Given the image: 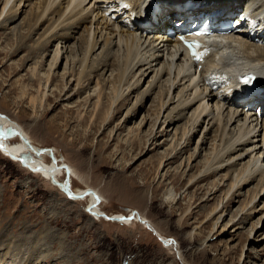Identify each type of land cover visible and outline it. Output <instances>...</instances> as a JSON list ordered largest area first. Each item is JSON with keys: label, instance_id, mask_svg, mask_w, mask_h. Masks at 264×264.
I'll return each mask as SVG.
<instances>
[{"label": "rangeland", "instance_id": "374dc122", "mask_svg": "<svg viewBox=\"0 0 264 264\" xmlns=\"http://www.w3.org/2000/svg\"><path fill=\"white\" fill-rule=\"evenodd\" d=\"M28 5L23 8L19 20L10 24L12 28L20 26L26 17L25 11L27 16L30 14ZM28 24L25 21L23 26L28 28ZM49 25L45 22L23 42L26 29L14 37L9 29L0 28V115L16 122L28 135L32 148L42 150L37 162L43 160L50 168L52 159L60 168L66 163L70 170L67 182L69 186L70 183L73 185V191L92 190L98 192L101 200L94 198L93 193L82 199L67 197L58 184L64 185L66 174L60 173L57 177L52 174L55 182L40 169H31L25 162L21 164L17 158H35L32 151L22 148L23 142L17 135L5 139V145L17 147L19 151L16 157L0 150V264H264V209L248 219L243 229L236 230L238 226L234 225L241 218L242 202L254 193L256 182L237 193L231 192L219 209L226 207L215 216L211 213L226 196L229 183L220 190L216 187L213 192L212 184H219L226 171L189 187L193 184H189L191 179L206 164L205 155L211 153L214 133L207 135V143L198 155L203 135V127H200L188 148L177 159L166 161L164 158L163 166L159 168L162 158L169 156L178 142L172 125L161 138L160 134L154 137L163 130L160 122L150 136L151 121L156 115L154 100L159 89L144 99L142 97V107L136 108V115L125 122L126 111L145 90L152 75L142 77L138 89L129 94L126 91L122 105L118 103L114 115L105 123L111 85L104 87L100 113L94 111L95 95L89 97V94H97L94 89L97 80H103V71L88 77L92 79L91 83L87 81L86 85L90 84L80 95H73L77 76L67 74L63 77L70 67L81 70L78 62L85 46L81 48L79 43L80 49L70 51L85 27L78 30L76 39L69 40L68 60L66 55L62 57L54 74L53 70L49 71V66L58 40L52 41L43 58L36 52V41ZM16 44H23L24 48L11 56L12 52H9L15 51ZM37 58L38 74L33 78L31 70ZM109 65V71L105 73L107 80L118 67L116 59ZM48 73L54 77L46 85L45 74ZM113 73L109 80L114 79L116 72ZM261 86L264 87V81ZM45 92L50 96L46 101ZM141 123L142 129H139ZM7 128L9 131L10 127ZM140 132L141 138L151 140L147 147L136 141ZM178 134L181 137L180 132ZM160 143L162 145L158 147ZM43 149L52 150L54 155ZM191 155L194 157L189 161ZM198 179L197 176L195 181ZM91 197L108 218L119 215L127 217L128 223L94 217L88 210ZM263 204H258L257 210ZM133 212L146 218L153 229L136 218L129 219ZM187 212L192 213L188 216ZM219 215H223V221L214 230ZM158 237L174 240L178 248L175 249L171 241V247L163 245Z\"/></svg>", "mask_w": 264, "mask_h": 264}, {"label": "bare ground", "instance_id": "6f19581e", "mask_svg": "<svg viewBox=\"0 0 264 264\" xmlns=\"http://www.w3.org/2000/svg\"><path fill=\"white\" fill-rule=\"evenodd\" d=\"M33 1L35 0H0V28L9 29L14 37L26 29L27 33L25 34L27 35L21 40L23 42L28 40L31 34L36 33V30L45 22H49L50 25L36 41V52L40 54L39 58H43L52 41L58 40L53 60L49 66V71L53 70L55 74L59 60L69 54V40L76 39L75 34H78V30L84 26L81 37L75 43L76 46L71 47L70 51H74L75 48L80 49L79 43L81 48L85 46L82 52L83 57L78 62L81 70L75 71V68L70 67L63 74L64 78L67 74H69V77L77 76V79L74 80L76 88L73 95H80L84 89L88 88L92 80L88 77L103 71V80L99 78L96 89H94V93L97 94H89V97L95 95L97 99L94 111L100 113L102 111L100 108H102L104 87L111 85L109 93L110 107L105 112L107 114L104 121L107 123L114 115L113 113L116 111L114 109L118 105H122V101L126 97V91L129 94L131 90L138 89L142 77L145 79L152 75L145 90L137 96L133 106L126 111L125 122L130 121L136 115V108L142 107V97L144 99V97L150 96L155 89H159L157 98L154 100L156 115L154 121H151L153 126L150 136L153 135L157 122H160L163 125V130L155 133L154 137L160 134L159 137L161 138L165 130L172 125L175 129L174 138L178 140L173 150L178 151L174 156H171L173 151L169 153V156H164L159 168L163 166L164 158H166V161L177 159L188 148L191 138L199 132L200 127H203V135L200 138L201 140L199 139L198 155L207 143V135L212 132L214 135L211 153L205 155L207 160H205L206 164H203L204 167L197 175L199 179L195 181L197 176L191 179L189 184L192 182L193 184L189 187L211 175L226 171L227 174L221 177L219 184L218 182L215 183L216 185L212 184L213 192L216 187H219L218 190H220L225 187L226 182L229 183L226 185V187L228 186L226 196L223 200L221 199L219 204L217 203L215 209L213 208L211 216H215L226 207L224 205L221 210L219 209L231 192L235 190L234 193H237L240 189L256 182V186L253 188L254 193L252 192L253 194L250 195L251 197L247 201L242 202L241 218L234 224L238 226L236 230L243 229L248 219L264 209L263 204V207L257 210L258 204L264 202H262L264 198V152L261 149L264 144V87L246 103H240L237 106H232L231 99L227 96V89L232 86L233 76L253 71L256 73V81L260 83V86L264 81V30H260L259 26L252 20L259 19L264 24V0H190L194 6H199V8L194 9V12L211 10L215 14L214 16L220 14L218 20L230 18L238 26H243L244 23L251 33L250 35H244L230 32L222 35L220 39L213 41L204 53L203 58L205 61L195 64L189 62L186 52L179 45L176 38H168L164 34L166 27L170 26V21L174 23L178 20L175 17L176 8L178 6L183 7L187 0H159L162 3H160L156 18L152 20L149 15H146L144 19L145 27L140 23L134 24V19L144 18L145 12L143 11L147 9L150 0H36L34 9ZM243 1L247 2L246 7L243 8L244 12L240 11L234 15L229 14L231 15L229 17L225 16L229 12L233 13ZM27 3H29L28 7L31 8L28 16L25 11L26 17H28L27 20L25 17L19 27L12 28L10 24L19 20L18 18L24 13L23 8L26 7ZM240 13L244 14L246 18ZM242 20L245 21L242 23ZM25 21L29 22L28 28L23 26ZM16 46L15 51L9 52H12L11 56L16 55L18 51L24 48L23 44H16ZM114 58L118 67L116 71H112L107 80V74L105 73L109 71V63ZM66 59L68 60V56ZM34 64L31 70L33 78L38 74V58ZM197 68L200 69L199 72L196 71ZM88 69H91V71H88ZM113 72H116L114 79L109 80L113 76ZM54 74H45L46 85L51 82ZM206 76L220 79L221 81H218L220 90L212 89L206 83V80L213 83L214 81L205 78ZM87 81H90V83L86 85ZM24 88L27 89L28 86H24ZM43 95L45 101L50 98L47 92ZM31 100L34 101V97ZM248 104L253 106L246 109L245 106ZM162 118L164 119L163 122L161 121ZM8 126L10 130L6 131ZM141 127L142 123L139 124L138 128L142 129ZM179 132L181 137H178ZM190 132H192L191 136ZM16 135L23 142L24 146L22 148L30 149L33 156H35V158L22 159L26 166L31 169L38 168L48 176L54 174L57 177L60 176V173H64L68 176V181L70 180V173H67L70 170L66 163L61 164V171V168L56 166L55 162L57 161L53 159L52 165H50L51 168L43 160L37 162L36 159L38 160L42 156V150L32 148L29 137L24 130L8 117L0 115V150L17 156L19 148L4 144L5 139ZM138 138L139 140L136 138V141L137 143L140 142V146H142V143H144V147L150 144L151 140L148 137L141 138V132ZM161 145L162 143L158 147ZM180 145H182L181 148H179ZM43 150L49 155H54V152L50 149ZM193 157L194 155H191L189 161ZM54 176H51L53 180L56 179ZM58 184L61 187L60 189L64 190V185ZM67 185L66 190L70 192V197L80 199V197L84 198L86 193H93L94 198H99V202L101 200L98 192L88 189L75 192L71 188L73 186L71 183L69 186L67 182ZM94 198H90L89 212L96 218L97 216L108 218L101 211L100 205ZM191 213L187 212L186 215L189 216ZM116 216L112 217L110 221L121 222L128 219L127 217ZM131 218H136L144 223L146 227H149V225L151 227L147 219L139 213L133 212L129 219ZM126 221L128 223V220ZM221 221H223V215H219L218 219L215 220L214 230ZM162 240L167 241V239ZM170 241L174 245L173 247L177 249V243L174 240L167 241L165 246L171 247Z\"/></svg>", "mask_w": 264, "mask_h": 264}, {"label": "snow or ice", "instance_id": "6c2138e0", "mask_svg": "<svg viewBox=\"0 0 264 264\" xmlns=\"http://www.w3.org/2000/svg\"><path fill=\"white\" fill-rule=\"evenodd\" d=\"M204 33H200V32H198V33H196V35H203ZM190 48H192V49H196V48H199L200 47V45H198V44H195V43H191V44H189L188 45ZM193 57L194 58H196V59H200L201 58V56H200V54L198 53V52H196L195 50H193ZM85 195H90V193H86ZM72 198H76V197H72ZM81 199L83 198V197H80Z\"/></svg>", "mask_w": 264, "mask_h": 264}, {"label": "water", "instance_id": "95a60500", "mask_svg": "<svg viewBox=\"0 0 264 264\" xmlns=\"http://www.w3.org/2000/svg\"><path fill=\"white\" fill-rule=\"evenodd\" d=\"M66 178L68 179V176H67V175H66ZM67 179H66L65 188L68 187V185H67V181H68V180H67ZM104 217H105V216H104ZM108 219H111V218H108ZM158 238H159V237H158ZM159 240H160L161 243H163V245H166L165 243H167V241L165 242L164 240H162V239H160V238H159Z\"/></svg>", "mask_w": 264, "mask_h": 264}]
</instances>
